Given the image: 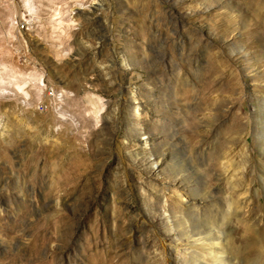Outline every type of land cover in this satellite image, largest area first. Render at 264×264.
Masks as SVG:
<instances>
[{
  "label": "rangeland",
  "instance_id": "1",
  "mask_svg": "<svg viewBox=\"0 0 264 264\" xmlns=\"http://www.w3.org/2000/svg\"><path fill=\"white\" fill-rule=\"evenodd\" d=\"M210 225L264 264V0H0V264H197Z\"/></svg>",
  "mask_w": 264,
  "mask_h": 264
},
{
  "label": "bare ground",
  "instance_id": "2",
  "mask_svg": "<svg viewBox=\"0 0 264 264\" xmlns=\"http://www.w3.org/2000/svg\"><path fill=\"white\" fill-rule=\"evenodd\" d=\"M190 236H195L192 240V244L196 245L199 249V251L195 252V257H192L195 263L244 264L241 260L239 261V255L234 243L232 244V242L225 236V233L221 228L210 225V228L208 227L205 229V232H197Z\"/></svg>",
  "mask_w": 264,
  "mask_h": 264
},
{
  "label": "built area",
  "instance_id": "3",
  "mask_svg": "<svg viewBox=\"0 0 264 264\" xmlns=\"http://www.w3.org/2000/svg\"><path fill=\"white\" fill-rule=\"evenodd\" d=\"M35 107L37 108V110H45L46 109V104L42 103V102H39V103H36Z\"/></svg>",
  "mask_w": 264,
  "mask_h": 264
},
{
  "label": "water",
  "instance_id": "4",
  "mask_svg": "<svg viewBox=\"0 0 264 264\" xmlns=\"http://www.w3.org/2000/svg\"><path fill=\"white\" fill-rule=\"evenodd\" d=\"M54 65V64H53Z\"/></svg>",
  "mask_w": 264,
  "mask_h": 264
}]
</instances>
